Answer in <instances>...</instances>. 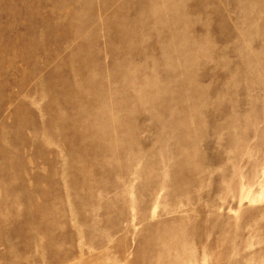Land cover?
Segmentation results:
<instances>
[{"label": "rangeland", "instance_id": "1", "mask_svg": "<svg viewBox=\"0 0 264 264\" xmlns=\"http://www.w3.org/2000/svg\"><path fill=\"white\" fill-rule=\"evenodd\" d=\"M0 264H264V0H0Z\"/></svg>", "mask_w": 264, "mask_h": 264}]
</instances>
